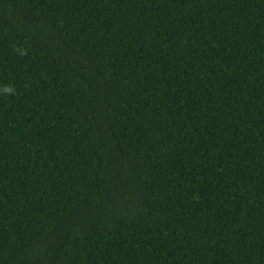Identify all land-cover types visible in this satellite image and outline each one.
<instances>
[{
  "label": "trees",
  "instance_id": "trees-1",
  "mask_svg": "<svg viewBox=\"0 0 264 264\" xmlns=\"http://www.w3.org/2000/svg\"><path fill=\"white\" fill-rule=\"evenodd\" d=\"M0 264H264V0H0Z\"/></svg>",
  "mask_w": 264,
  "mask_h": 264
}]
</instances>
